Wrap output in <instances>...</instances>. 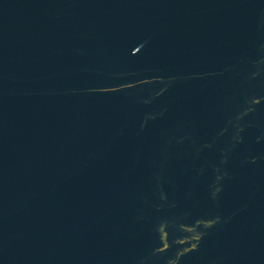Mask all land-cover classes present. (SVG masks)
Returning a JSON list of instances; mask_svg holds the SVG:
<instances>
[{"label": "water", "instance_id": "95a60500", "mask_svg": "<svg viewBox=\"0 0 264 264\" xmlns=\"http://www.w3.org/2000/svg\"><path fill=\"white\" fill-rule=\"evenodd\" d=\"M0 264H264V0H0Z\"/></svg>", "mask_w": 264, "mask_h": 264}]
</instances>
